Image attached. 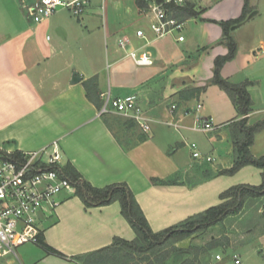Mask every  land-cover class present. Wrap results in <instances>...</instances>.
I'll use <instances>...</instances> for the list:
<instances>
[{
  "label": "crops",
  "instance_id": "obj_1",
  "mask_svg": "<svg viewBox=\"0 0 264 264\" xmlns=\"http://www.w3.org/2000/svg\"><path fill=\"white\" fill-rule=\"evenodd\" d=\"M83 1L80 15L60 9L34 23L28 11L34 0H0V149L50 151L55 144L62 165L69 162L93 186L125 182L150 228L164 229L202 207L203 189L212 180L193 177L191 164L180 170L174 159L165 156V149L176 152L175 145L184 144L185 137L179 129L194 130L196 120L215 125L208 136L211 145L227 143L226 125L239 118L228 95L209 80L214 59L227 53L218 22L238 18L244 0L194 3L201 9L199 15L184 19L181 32L162 37L139 25L143 19L148 24L149 18L136 0ZM256 1L249 0L250 13L232 26L237 52L220 70L230 82H252L249 124L264 119V27L258 22L246 27L260 14ZM137 29L144 30L145 39L136 35ZM179 35L184 36L182 41L177 40ZM133 48L147 51L152 64L137 65L127 55ZM54 67L58 70H51ZM74 72L81 79L72 84ZM91 77H96L100 106L86 95L83 82ZM105 94H134L149 130L143 132L135 122H117L115 114L125 116L111 108L100 113ZM225 151L227 166L219 169L232 164L231 143ZM155 163L164 172L156 170ZM248 166L252 165L238 171ZM259 170L255 172L261 175ZM153 177H174L176 182L154 184ZM70 195L61 196L57 228L74 218V204L66 200ZM80 208L86 217V234L72 250L53 243L51 229L42 231L44 241L67 255L71 264H80L71 256L109 245L114 237H135L119 202Z\"/></svg>",
  "mask_w": 264,
  "mask_h": 264
},
{
  "label": "trees",
  "instance_id": "obj_2",
  "mask_svg": "<svg viewBox=\"0 0 264 264\" xmlns=\"http://www.w3.org/2000/svg\"><path fill=\"white\" fill-rule=\"evenodd\" d=\"M136 2L141 9L145 7L143 0H136ZM170 7L173 15L180 20L196 17L201 11L191 2L182 6L172 5ZM250 11L249 0H244L243 10L238 18L218 22L223 31L220 42L227 47V53L214 59L213 76L209 83L217 85L228 95L239 118L226 125L228 139L232 146L231 166L219 169L215 173H212L210 169H204L205 171L202 170V172L207 179L216 174H231L246 165H252L261 169V183L258 185H233L220 193V202L218 204L212 205L169 227L153 231L132 190L125 182L96 187L85 180L69 162L61 167L51 165L53 168H59L61 175L71 181L75 186L74 194L79 196L86 207L102 206L115 201L119 202L121 214L135 232V237L131 240L114 237L109 245L87 253L71 256V259L78 261L80 264H142V262L144 264H194L189 262L187 258L184 259L181 256L172 255V250L177 251L174 244L197 232H202L232 214L238 213L242 208L244 209V204L249 202V200H258L257 208L260 209L264 217V154L255 156L250 149L254 142L255 134L264 128V119L252 124L248 123V116L253 110V101L248 90L252 82L245 80L240 83H233L222 77L220 73L223 64L232 59L237 52V43L232 36L231 28L236 23L244 20ZM83 84L88 99L100 106L101 101L98 95L96 77L87 79ZM131 121L134 123L133 120ZM0 156L8 159H21L22 152L9 153L0 149ZM151 181L154 184H174L176 179L174 177L165 179L153 177ZM42 235L41 231L37 241L39 246L43 247L47 252L63 258H69L61 251L48 245Z\"/></svg>",
  "mask_w": 264,
  "mask_h": 264
},
{
  "label": "rangeland",
  "instance_id": "obj_3",
  "mask_svg": "<svg viewBox=\"0 0 264 264\" xmlns=\"http://www.w3.org/2000/svg\"><path fill=\"white\" fill-rule=\"evenodd\" d=\"M256 4L260 14L248 22L246 27L256 22L264 27V0H258ZM60 9L67 8L61 7L58 10ZM139 25L143 28H149L146 19H143ZM240 31L242 30H239V34ZM173 34L176 33L170 35L172 36ZM51 70L56 71L58 67L51 68ZM60 76L61 75H58L57 78H60ZM108 108H110V105H108ZM115 116H117L116 121L119 123L132 124L131 120L123 116L117 114H115ZM179 130L184 133V144H176L175 147H177V150L174 153H171L172 148L170 147H167L164 152L165 156L175 160L180 170L188 166V164H191L193 165V177L202 178L203 176L205 177L202 172L204 169H210L212 173H215L219 170V167L227 166L226 157L229 156L226 154L225 148L230 145V141L227 143H213L211 145L208 136L213 133L214 130L210 132L191 129L185 130V132L184 129ZM191 143L197 145V149L202 156L210 155L214 157L215 160L213 162H205L202 158L192 157V152L189 147ZM250 149L255 156L264 154V128L255 134L254 142ZM61 161H63V157ZM154 165L156 170L164 172L162 165L158 163ZM255 170L260 171L256 166H248L241 171H236L231 174H217L211 176L208 179H212L211 182L205 186L203 189L205 192H202L203 196L201 195L202 200H200V206L202 207H198L200 209H195L196 211L191 215L218 204L220 193L233 185L260 184L262 176L259 172L256 171V173ZM61 196H63V194L58 195L59 198H61ZM66 200H71L74 204L72 208L74 218H71V220L67 219L60 228L55 227L57 213L63 201L54 211L46 212L48 217L42 222L41 229L44 233L51 229L50 232H48L50 240L61 246L65 245L66 247V245H69L65 249L72 250V246L76 245V243L80 244L86 234V227L84 226L86 224V217L80 208L84 203L79 196L72 194L70 197H67ZM257 201V199L249 200V202L244 204V209L242 208L238 213L224 218L222 221L206 228L202 232H197L177 242L174 244L177 251L170 249L172 250L171 254L181 256L184 259L187 258L189 262H193L194 264H236L234 262V256L239 259L240 264H264V217L260 209L257 208L259 204ZM14 250L16 255L5 254L2 257L0 256V264H71L70 261H66L67 258L57 255L51 256V253L47 252V250L37 243L26 242L18 245ZM1 252L2 249H0V253ZM217 254L222 257L220 260L214 258ZM8 260H12V262H8ZM142 264H144V262H142Z\"/></svg>",
  "mask_w": 264,
  "mask_h": 264
},
{
  "label": "built area",
  "instance_id": "obj_4",
  "mask_svg": "<svg viewBox=\"0 0 264 264\" xmlns=\"http://www.w3.org/2000/svg\"><path fill=\"white\" fill-rule=\"evenodd\" d=\"M145 14L149 18V29L155 37H162L174 32H181L184 21L173 15L172 5L182 6L188 2L199 3L202 0H143ZM83 0H34L28 11L34 23H41L54 14L59 8H67L73 15H80L84 9ZM136 35L146 38L143 29H137ZM183 35L177 40L182 41ZM124 43L120 41L122 46ZM137 65H150L153 60L150 54L138 48L127 52ZM110 108L125 117L132 119L143 131L149 130V122L137 103L134 94L110 97L104 95V102L100 113ZM200 105H198L199 107ZM174 108V106H173ZM215 125L210 120H196L192 126L194 130L211 131ZM192 157L202 158L205 162H213L210 155L202 156L195 143L189 145ZM61 154L54 144L49 151L41 148L35 151L22 152V158H2L0 156V249L2 254L15 253V247L26 242L37 243L41 233V225L48 216L61 203L58 195L75 193V186L71 181L61 175ZM216 259L220 255H215ZM234 262L239 259L234 256Z\"/></svg>",
  "mask_w": 264,
  "mask_h": 264
},
{
  "label": "water",
  "instance_id": "obj_5",
  "mask_svg": "<svg viewBox=\"0 0 264 264\" xmlns=\"http://www.w3.org/2000/svg\"><path fill=\"white\" fill-rule=\"evenodd\" d=\"M80 79H81L80 76L76 72H74L73 73V76L71 78V83L72 84H75V83L79 82Z\"/></svg>",
  "mask_w": 264,
  "mask_h": 264
}]
</instances>
